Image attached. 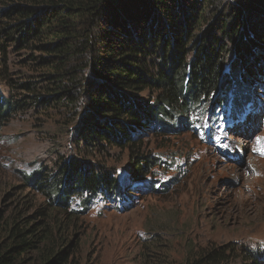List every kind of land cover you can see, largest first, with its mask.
<instances>
[{"label": "trees", "instance_id": "16d2710c", "mask_svg": "<svg viewBox=\"0 0 264 264\" xmlns=\"http://www.w3.org/2000/svg\"><path fill=\"white\" fill-rule=\"evenodd\" d=\"M230 56L234 82L222 81ZM263 73L264 0H0V129L23 114L50 117L72 136L74 154L56 173L41 167L26 178L70 219L75 197L85 206L125 196L111 164L117 150L134 149L146 131H176L215 92L224 110L221 84L235 86L233 112L243 109ZM133 157L141 178L147 158ZM61 240L48 221L21 218L4 228L0 264H80ZM228 252L188 264H231Z\"/></svg>", "mask_w": 264, "mask_h": 264}, {"label": "rangeland", "instance_id": "374dc122", "mask_svg": "<svg viewBox=\"0 0 264 264\" xmlns=\"http://www.w3.org/2000/svg\"><path fill=\"white\" fill-rule=\"evenodd\" d=\"M232 56L222 81L238 77ZM229 87L218 90L229 96L224 110L215 92L176 131H146L134 149L117 150L111 164L125 196L91 197L85 206L75 197L72 219L26 182L41 167L56 173L74 154L72 136L50 117L9 118L0 129V237L27 217L48 221L80 264H188L213 248L235 251L231 264H244L247 253L264 259V73L242 111L233 112ZM136 154L147 158L141 178L131 174Z\"/></svg>", "mask_w": 264, "mask_h": 264}]
</instances>
